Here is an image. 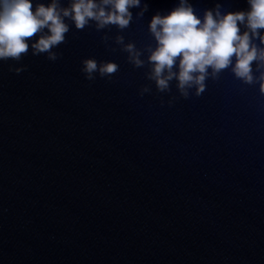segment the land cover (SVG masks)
<instances>
[{
	"label": "water",
	"instance_id": "95a60500",
	"mask_svg": "<svg viewBox=\"0 0 264 264\" xmlns=\"http://www.w3.org/2000/svg\"><path fill=\"white\" fill-rule=\"evenodd\" d=\"M176 2L142 0L125 28L69 20L55 60L0 59V264H264V92L231 66L199 95L157 87L148 22ZM86 57L118 68L89 79Z\"/></svg>",
	"mask_w": 264,
	"mask_h": 264
},
{
	"label": "clouds",
	"instance_id": "9594fccd",
	"mask_svg": "<svg viewBox=\"0 0 264 264\" xmlns=\"http://www.w3.org/2000/svg\"><path fill=\"white\" fill-rule=\"evenodd\" d=\"M142 0H0V59L19 60L31 47L33 54L47 53L57 58L54 50L65 41L71 22L83 28L95 21L97 28L114 24L125 28L132 20L131 9ZM243 9L222 11L218 2L201 15L191 0H177L165 11H156L148 22V30L155 39L150 47L149 74L159 89L169 87L175 78L185 96L195 87L199 95L206 87V78L215 77L222 69L231 71L246 83L258 82L264 92V0H247ZM137 15H142L147 8ZM34 39H30L34 36ZM117 36V40H122ZM257 40L259 43H257ZM136 65L144 61L132 42L125 45ZM255 67L261 69L257 76ZM82 71L91 79L94 72L111 74L118 68L115 61L98 62L95 57L82 60ZM24 65L11 67L20 72ZM144 90H147L146 88Z\"/></svg>",
	"mask_w": 264,
	"mask_h": 264
}]
</instances>
